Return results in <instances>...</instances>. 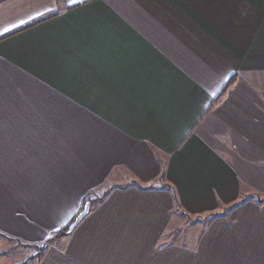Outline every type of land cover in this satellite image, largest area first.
Instances as JSON below:
<instances>
[{"label": "crops", "instance_id": "0c3cea01", "mask_svg": "<svg viewBox=\"0 0 264 264\" xmlns=\"http://www.w3.org/2000/svg\"><path fill=\"white\" fill-rule=\"evenodd\" d=\"M90 192L40 264H264V0H0V231Z\"/></svg>", "mask_w": 264, "mask_h": 264}, {"label": "rangeland", "instance_id": "374dc122", "mask_svg": "<svg viewBox=\"0 0 264 264\" xmlns=\"http://www.w3.org/2000/svg\"><path fill=\"white\" fill-rule=\"evenodd\" d=\"M93 195H94L93 192H90L88 197L92 199V197H94ZM91 205L92 203H90V208ZM216 221H213L211 218H209V215H203L197 217L194 216L188 218L181 217L180 219L178 218L177 221H174L175 227L172 229V231L169 230L170 233L168 235H166L168 231L165 232L162 238V243L159 246L162 247L169 244H175V245L180 244L181 246L187 244L194 245L198 242L201 236L204 235V233L208 229H210L213 226V224L216 223ZM172 227L173 226L171 225V228ZM0 233L4 234L2 231H0ZM67 233L69 232L67 231ZM5 235L9 237H13L14 239H9L0 234V264H40L42 262L47 251L45 252L43 258L39 262L34 263L37 260V256L34 258H30L35 253L34 249L29 246L24 247L21 245L22 242L23 243L24 242L30 243V242H27L17 236H10L7 234ZM17 240H20L21 242L18 243ZM55 241H53L48 247H51Z\"/></svg>", "mask_w": 264, "mask_h": 264}, {"label": "trees", "instance_id": "16d2710c", "mask_svg": "<svg viewBox=\"0 0 264 264\" xmlns=\"http://www.w3.org/2000/svg\"><path fill=\"white\" fill-rule=\"evenodd\" d=\"M229 84L230 83H228L227 84V86H229ZM132 184H133V181L131 182ZM139 188H142V189H151V188H153V187H155V186H157V187H160V186H162L163 184H153L152 185V183L151 184H148V185H140V184H138V183H136V182H134ZM128 184H126V186H127ZM105 193H107V192H105ZM105 193L102 195V196H100V197H92V199L91 198H89V197H87V198H85V199H83V205H84V203H86L87 201H90V203H92V204H94V203H96V202H98V201H101L104 197H105ZM89 199H91V200H89ZM260 202V201H259ZM238 204V203H237ZM234 206H236V204L235 205H231L230 206V208H233ZM74 219V218H73ZM73 219L68 223V224H66L65 226H63V227H61V228H59V229H56V230H54V231H52L51 233H50V235L43 241V242H40V243H34V244H30V243H23L22 242V246H29V247H31V248H33L34 249V251H35V253L32 255V257H30V258H34V257H36L37 256V260L34 262V263H37V262H39L42 258H43V256H44V254H45V252L47 251V248H49L48 246L53 242V241H55L57 238H59V237H61V236H63V235H66V234H68L67 233V228H68V226H69V224L73 221ZM1 235H3V236H5V237H7V238H9V239H14L13 237H9V236H6L5 234H2V233H0ZM17 242L18 243H20L21 241L20 240H17Z\"/></svg>", "mask_w": 264, "mask_h": 264}, {"label": "water", "instance_id": "95a60500", "mask_svg": "<svg viewBox=\"0 0 264 264\" xmlns=\"http://www.w3.org/2000/svg\"><path fill=\"white\" fill-rule=\"evenodd\" d=\"M90 209V202H86L82 210L74 217L72 223L68 226L67 231L70 233L77 224L83 219V217L88 214Z\"/></svg>", "mask_w": 264, "mask_h": 264}, {"label": "snow or ice", "instance_id": "6c2138e0", "mask_svg": "<svg viewBox=\"0 0 264 264\" xmlns=\"http://www.w3.org/2000/svg\"><path fill=\"white\" fill-rule=\"evenodd\" d=\"M73 2H77V0H73ZM24 21H22V23H23ZM6 31L8 30V29H5Z\"/></svg>", "mask_w": 264, "mask_h": 264}]
</instances>
